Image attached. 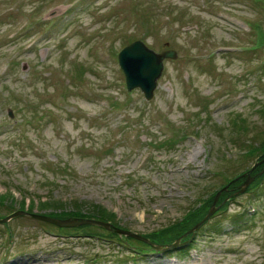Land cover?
<instances>
[{"label": "rangeland", "instance_id": "374dc122", "mask_svg": "<svg viewBox=\"0 0 264 264\" xmlns=\"http://www.w3.org/2000/svg\"><path fill=\"white\" fill-rule=\"evenodd\" d=\"M138 39L177 54L150 101L117 63ZM263 147L264 0H0V219L113 214L17 215L0 264H264ZM197 207L186 254L134 242Z\"/></svg>", "mask_w": 264, "mask_h": 264}, {"label": "water", "instance_id": "95a60500", "mask_svg": "<svg viewBox=\"0 0 264 264\" xmlns=\"http://www.w3.org/2000/svg\"><path fill=\"white\" fill-rule=\"evenodd\" d=\"M56 12L53 11L48 17H53ZM165 59H176L174 51H165L160 54L149 50L142 42L136 41L124 48L118 55V61L121 69L124 72L126 87L128 91L139 88L146 100H150L156 88L157 80L160 78L163 71V61ZM212 213L210 210L209 215ZM17 215H31L23 212L15 213L0 223L14 218ZM42 221L50 222L58 227H76L81 225H96L105 229L110 228V224L95 222L92 220L85 221H57L45 216L31 215ZM116 233H122L116 231ZM129 235L130 233H123ZM138 238V237H137Z\"/></svg>", "mask_w": 264, "mask_h": 264}, {"label": "trees", "instance_id": "16d2710c", "mask_svg": "<svg viewBox=\"0 0 264 264\" xmlns=\"http://www.w3.org/2000/svg\"><path fill=\"white\" fill-rule=\"evenodd\" d=\"M261 159L262 157H264V147L261 148ZM259 153V152H258ZM263 166V165H262ZM262 179L259 178L256 183ZM230 181V180H228ZM232 181V180H231ZM237 183L239 184V179L237 180ZM212 203V197L210 196V199H207L206 202L203 204V208L205 209L207 206L209 207ZM47 207V206H46ZM200 207V206H199ZM197 207L195 208V210H193L192 212H190L189 214H187V218L184 220H181L179 223H177L175 226L172 225L169 228H161L159 230H157L156 232L151 233L152 237H149L152 241H156L157 245H167V244H171L173 243L175 240H177V238L181 237L183 234H185L188 230H190L195 224H197L203 217H204V210H200V208ZM64 208H58L57 210H62L61 213L56 214V216H54L55 218L58 219H67V218H71V219H93V220H99V221H105V222H112L113 220V214H110L109 212H107L105 209H102L101 207H91V210L89 212H82L84 210H82V208L80 207V205H75V208L73 211L71 212H65L64 213ZM7 211L6 215L11 214V211L5 210ZM29 211V210H27ZM5 215V216H6ZM196 219L195 222H193V219ZM194 224V225H193ZM92 236H88V237H95L92 234L93 230H98L97 228L94 227H84ZM61 231L64 232H68L71 233L69 231H73V232H77L75 229H61ZM85 235H89L86 231H84ZM100 235V234H99ZM134 242L140 244L142 247L147 248V245L144 243H141L139 241H135ZM132 255V253H131Z\"/></svg>", "mask_w": 264, "mask_h": 264}]
</instances>
